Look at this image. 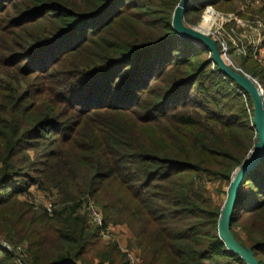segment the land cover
I'll list each match as a JSON object with an SVG mask.
<instances>
[{"label":"trees","instance_id":"trees-1","mask_svg":"<svg viewBox=\"0 0 264 264\" xmlns=\"http://www.w3.org/2000/svg\"><path fill=\"white\" fill-rule=\"evenodd\" d=\"M179 1L0 0V242L10 249L0 264H129L128 253L139 264H245L217 237L226 198L218 206L214 195L254 147L253 105L207 49L174 33ZM241 1L191 0L184 23ZM246 50L239 70L264 92V60ZM32 186L53 199L50 214L17 200ZM88 201L103 226L128 231L131 252L99 240ZM230 230L264 264V155Z\"/></svg>","mask_w":264,"mask_h":264},{"label":"water","instance_id":"water-1","mask_svg":"<svg viewBox=\"0 0 264 264\" xmlns=\"http://www.w3.org/2000/svg\"><path fill=\"white\" fill-rule=\"evenodd\" d=\"M190 2L191 0H180L178 2L172 15V30L179 37L193 41L195 46L207 49L210 52L213 64L217 66L219 72L242 88L248 94L253 105L252 123L256 132V141L252 150L231 176L226 191V201L221 209L217 224V237L227 251L238 256L245 264H259L252 249H245L235 239L230 230V221L237 194L241 185L245 182V177L258 166L264 155V92L256 80L234 68L230 60L223 53H219L214 38L198 30V27L186 26L184 14ZM0 247L10 250L4 243H0Z\"/></svg>","mask_w":264,"mask_h":264},{"label":"built area","instance_id":"built-area-1","mask_svg":"<svg viewBox=\"0 0 264 264\" xmlns=\"http://www.w3.org/2000/svg\"><path fill=\"white\" fill-rule=\"evenodd\" d=\"M251 2L255 5L259 4L257 1ZM206 9V14H213V11L210 7ZM222 20L224 25L234 22L236 25V29L242 30L240 32H236L234 29H231L230 32H227L223 27H221L220 30H217L214 34H212L216 42L220 43L222 47V53L226 57L227 53L229 52L228 44H230L233 54L236 57L246 56V48L251 47L252 54L255 59H264V21L256 20L254 22L245 24L232 15L224 16ZM43 208L48 214H50V203H45L43 205ZM85 214L89 224H91L94 228H97L98 238L102 243L107 244L117 242L119 244L115 235L116 232H118V228L111 225L103 226V218L101 212L90 201L86 203ZM119 246L122 251L124 250V252H127L124 248L121 247L120 244ZM128 258L129 264H139L132 253H128Z\"/></svg>","mask_w":264,"mask_h":264},{"label":"rangeland","instance_id":"rangeland-1","mask_svg":"<svg viewBox=\"0 0 264 264\" xmlns=\"http://www.w3.org/2000/svg\"><path fill=\"white\" fill-rule=\"evenodd\" d=\"M251 1H254V0H242L241 2H239L238 4L235 5L236 6L235 10L232 12L230 11L229 13L223 12V11H218L216 9L211 8L213 11V14H210V15H211L213 20H212V24L208 28L206 34H208L209 36H211L213 38L212 34H214L217 30H220L221 27H223V28L225 27L222 18L224 16H228V15H232L233 17H236L237 19L241 20L245 24L254 22L256 20H264L263 16H261L258 13V11L261 7L254 5ZM206 10L207 9H205L204 12L201 14L199 22L196 25L189 26V27H199L200 22L203 20V17L206 14ZM207 14H209V13H207ZM224 30H225V28H224ZM240 31H242V30H239V32ZM234 56L235 55H231V58H230L231 64L233 65L234 68L240 69V65H239L240 60L238 58H235ZM262 60H264V59H262ZM261 89H262V87H261ZM38 153H39V151H38ZM30 154L35 156V154H37V153H36V151H32ZM29 176L31 178H35L36 175L34 173H29ZM227 188L228 187L223 186L221 189L223 194H220L218 196L214 195L215 202L218 206L219 205L221 206L223 204V202L225 201V198H226L225 194H226ZM17 200L18 201H24L25 200L28 203L32 204L36 208H38V207L42 208L45 203H52V201H53V199L48 197V194L46 192L40 191L35 186H32L29 189L26 197H18ZM115 235H116V239L119 242V244L121 245V247L124 248L126 251L131 252L132 249H131V247H129L130 234L128 233V231L120 230V227H118V232H116ZM101 245L102 244H99V246H101ZM123 252H124V250H123Z\"/></svg>","mask_w":264,"mask_h":264}]
</instances>
